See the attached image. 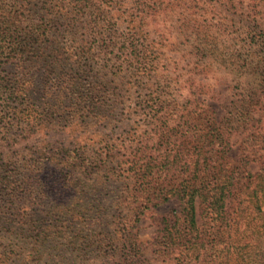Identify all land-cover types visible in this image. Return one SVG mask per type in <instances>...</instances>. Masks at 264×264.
<instances>
[{
    "label": "trees",
    "instance_id": "trees-1",
    "mask_svg": "<svg viewBox=\"0 0 264 264\" xmlns=\"http://www.w3.org/2000/svg\"><path fill=\"white\" fill-rule=\"evenodd\" d=\"M248 204L264 0H0V264H264Z\"/></svg>",
    "mask_w": 264,
    "mask_h": 264
},
{
    "label": "rangeland",
    "instance_id": "rangeland-1",
    "mask_svg": "<svg viewBox=\"0 0 264 264\" xmlns=\"http://www.w3.org/2000/svg\"><path fill=\"white\" fill-rule=\"evenodd\" d=\"M40 80L38 77H35V87L38 89V86L40 85ZM214 105H218V113H220L223 110V106L219 103H213ZM240 156V152L238 149V146L234 147L232 151L230 152V157L236 161ZM251 173H257L259 171V165H252L250 167ZM263 206V204H261ZM234 207H236V204L234 203ZM247 208L246 205L241 206V208ZM245 208V209H246ZM177 210L176 203L174 201H171L165 205L160 206L157 208L152 214L147 215L144 217L141 222L139 223V234H140V239L143 242H149L153 239L155 235V231L157 230L158 226V221L160 218L168 214L169 212ZM262 212L264 213V207H262ZM246 214L252 213L253 214V220L250 221V225L246 230V233H249L250 230H260L262 228V225H264V215H257L252 212L251 205L248 204V208L245 211Z\"/></svg>",
    "mask_w": 264,
    "mask_h": 264
}]
</instances>
